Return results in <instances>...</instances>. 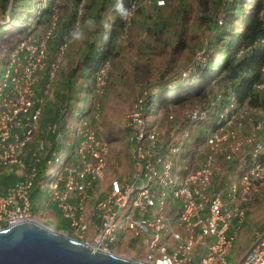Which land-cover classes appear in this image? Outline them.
Instances as JSON below:
<instances>
[{
    "label": "built area",
    "instance_id": "obj_1",
    "mask_svg": "<svg viewBox=\"0 0 264 264\" xmlns=\"http://www.w3.org/2000/svg\"><path fill=\"white\" fill-rule=\"evenodd\" d=\"M48 30L35 46L21 45L26 48L24 57L17 52L14 59L9 58L0 79L1 168L21 164L22 151L39 129L42 113L34 92L35 74L46 68L48 78L54 79L63 55L61 46L54 60L48 61V45L50 37H54L53 28L50 26ZM219 99V96L217 100L211 99L210 105L214 106ZM137 101L128 127L134 143L131 156L138 170L127 181L111 183L110 196L104 204L110 210L101 215L100 231L91 246L110 252L108 248L117 243L116 232L120 226L122 232L130 231L134 238L144 242L145 255L138 258L140 261L149 264H228L227 257L246 224L248 207L264 185V164L259 160L260 155H264L262 141L256 133L252 134L257 143L252 144L255 148L249 152L250 162L240 160V165L231 170L235 155L245 156L242 153L252 147L245 143L241 147L235 146L238 143L230 145L229 149L224 147L228 141L225 133L236 128L235 139L247 125L242 120L235 123L236 113L232 114V111L236 105L232 101L229 108L219 113L224 125L206 130L194 148L195 159L191 155L189 163L181 170L179 159L186 143L188 146L191 143L189 126L173 131L166 144L160 140L155 127L146 122L142 113L144 101L139 98ZM188 118L193 124L203 122L207 112L194 111ZM251 125L255 132L262 130L258 123ZM55 130V124L47 128V132ZM93 133L91 124H85L83 140L76 150L78 163L66 169L64 189L59 190L56 184L52 189L53 199L62 217L69 220L70 233L77 240H83L89 228L80 215L82 203L88 198L92 183L103 176L108 154L106 144ZM174 139L176 141L172 142ZM219 154H223L222 162L217 158ZM31 188V181L17 182L0 197L2 226L32 220ZM74 196L77 199L70 203ZM179 206L181 212L178 213L176 208ZM132 214L138 218L134 219ZM150 231L154 232L151 239L144 240ZM238 264H264V232Z\"/></svg>",
    "mask_w": 264,
    "mask_h": 264
},
{
    "label": "rangeland",
    "instance_id": "obj_2",
    "mask_svg": "<svg viewBox=\"0 0 264 264\" xmlns=\"http://www.w3.org/2000/svg\"><path fill=\"white\" fill-rule=\"evenodd\" d=\"M40 1L42 2L40 3ZM36 2L37 5L41 4L45 6L47 0H36ZM99 2L100 0H56L52 8L49 24L44 23L45 25L33 29L30 36L22 34L17 39L10 41L6 44V51L4 53L2 50L3 45L0 47L1 78L4 68L9 62V58H15L17 52L22 58L24 57L26 48H21V45L32 44V46H35L37 42L44 39L45 34L49 32L48 28L50 26L53 28L54 37L53 39L50 37L48 61H53L58 50L63 46V55L54 79L48 78L46 68L35 74L34 92L37 94L38 106L42 113L39 129L34 132L29 144L22 151L20 156L22 160L21 164L15 165L16 172L14 169L16 177H23V181L32 182L31 190H33L34 186H37L40 190H43L47 186L51 191L52 199L54 197L52 189H54L57 183L50 180L55 171L50 168L52 162L49 161L47 164L48 171L46 172V176L49 175L47 178H41L39 170L41 160L46 156V153H40L43 145L42 137L46 131V126L48 128L55 118H59V120L65 122V124L67 123L68 127H70L73 123H76L74 119L70 118V112L75 107L79 109L81 105L79 100L83 97L95 95L91 105L92 112L90 117L83 121L82 128L78 126L79 124H76L80 135L84 131L85 124L90 123L94 136L99 141L105 143L108 148L103 176L92 183V187L88 190V198L82 203L80 213L89 228L85 238L78 241L90 245L95 244L97 235L99 234L101 215H105L110 210L108 207L105 208L104 204L110 196L111 183L114 180L127 181L133 177L137 169L131 156V147L133 146L130 137L131 132L129 133L127 128H129L128 123H130L129 117L136 109L138 98L146 103L150 96L162 97L168 88L184 85V87L179 86L177 90L173 91L175 93L173 94V98L180 101L165 104L166 106L161 110L155 113L150 112L148 117L144 116L148 125L155 127L154 129L158 132L160 140L166 142V144H168L173 131L177 132L184 126H189V140L191 143L189 146L186 143L178 166L182 170L189 163L191 155L192 159H195L193 153H195L194 148L198 143L197 139L205 134L208 126L205 125L204 127L198 124V122L194 124L190 123L188 115L194 111L205 110L206 105L203 103L209 97L206 96L203 102V100L199 101L197 97L187 99L183 94L186 92L187 88L185 86H187L192 77L191 74L197 69V66L205 67L214 55L213 51L208 48L210 32L207 31L205 26L202 25L201 20H199L201 15L200 8H202L200 0H170L169 2H165V5H163L161 0H142L137 7L134 6L135 9L131 8V15L126 21L124 20L126 26L120 34L119 40L116 42V48L110 54L111 58L100 67L99 72L95 75L94 84L89 86L90 91L77 93L73 97L72 106L67 108L62 98L64 95L63 90L58 86V82H60L62 74L73 69L81 61L82 51L86 50L85 41L92 42L93 38L95 39L93 35L95 29L88 26L86 22L93 20L95 24L102 23V25L106 23L112 24L113 22L107 14L112 11L110 6L105 4L101 7ZM14 4L15 0H10L7 10L0 7V25H3L7 29L4 36H0V39H10V36L15 31L12 27H9L10 14ZM99 13L101 14L96 18ZM35 15H38L37 11L32 12V19ZM221 16L222 12L219 10L216 17L218 20H221ZM237 27L239 31L241 26L237 25ZM74 28H81L84 31V39L79 41L72 39L70 33ZM19 38H22L23 41L18 44ZM61 43H66L67 45L64 47ZM15 44L18 45L13 48ZM21 61L23 62L24 60ZM262 73L264 74L263 70ZM254 89L258 95H264V78L261 84L254 85ZM196 100L199 102L193 104V101L195 102ZM48 106L50 107L49 110H47ZM229 107L230 105L227 108ZM234 113H236V118L234 119L236 124L242 120L247 125L242 130L243 133H238L235 139H233V135L236 128L225 133L228 140L224 144L225 149H229L230 145L233 146L237 143L236 147H241L243 143L248 146L257 143L252 136V134L256 133V129L252 128L251 124L256 125L258 123L264 129V110L250 107L245 102L240 106H236ZM168 116H171L172 120L176 121L174 125L167 122ZM211 121L212 119H210L209 124H211ZM75 130L71 132L69 142L73 141ZM175 141L176 139L172 142ZM45 148L49 150L50 146L48 143ZM253 148H255V145L250 150ZM247 151L242 153V155L246 154ZM66 152L63 154L65 157H70L71 154L72 156H76V151H73L71 145H69V149ZM222 155H217L220 162L223 161ZM235 158L239 159L240 157L235 155ZM63 159L64 157L60 161ZM76 163H78V160H76ZM91 163L93 164L92 160ZM232 170L234 169L232 168ZM7 171H1L2 175H5ZM239 171L236 172V176ZM62 179L60 176L59 180L62 181ZM235 180H237V177ZM43 194L44 192H42L41 196H35L34 201H31V207L33 210H37L36 213L31 211V219L53 230L58 229L60 231H55L63 232L69 237L76 239L70 233L71 229L68 223H65L61 218L53 217L49 206L46 205L49 200V194L44 199L46 201H40V199H43ZM102 203L103 205H101ZM176 210L178 213L181 212V207L179 206ZM247 212L245 226L248 229H244V235L242 233L238 235L235 247L229 255L230 257L227 258L228 264H238L255 240L264 232V185L260 189L255 201L249 205ZM126 213L127 210L122 213V217ZM132 217L134 219L138 218L137 215H133ZM147 218H149V215H147ZM1 226L0 224V228ZM92 230L96 231V235L88 239ZM123 233L131 234L127 230L122 232L119 226L116 232L117 242L119 238L121 239L120 235ZM153 234L154 232L150 231L144 237V240L151 239ZM132 239L137 240L133 236ZM142 244L144 242L142 239H139L138 243L131 248V253L136 251L137 254H142L143 251L141 252L140 248ZM108 251L125 258H136L128 254L126 256L123 250H119L118 245L116 248H108ZM196 264H199V262H196Z\"/></svg>",
    "mask_w": 264,
    "mask_h": 264
},
{
    "label": "trees",
    "instance_id": "obj_3",
    "mask_svg": "<svg viewBox=\"0 0 264 264\" xmlns=\"http://www.w3.org/2000/svg\"><path fill=\"white\" fill-rule=\"evenodd\" d=\"M140 1L142 0H123V3L126 7L131 9L134 8L133 6L137 7ZM169 1L170 0H163L162 3L165 5V2ZM9 2L10 0H0V7L7 10ZM41 2L42 1H40V3ZM55 2L56 0H47L44 6L41 4L37 5L36 0H15L9 21V27H12L15 31L10 36V39H0V47L3 45V53L6 51V44L10 41L17 39L18 36L22 34L30 36L33 29L47 23L49 24ZM200 2H202V8H200L201 15L199 20H201L202 25L205 26L207 31L210 32L208 48L213 51L214 55L205 67H201L200 65L197 66V69L191 74L192 77L187 83V86H185L187 89L183 95L187 99L197 97L199 101L203 100V102L206 96L209 97L205 100V103H203L206 105L205 111L207 112V119L203 122H198V124L204 127L207 125L208 130L211 127L216 129L224 125L225 121L219 118V113L224 112L227 107L232 104L231 101H233L236 106H240L246 102L250 107L264 110V95H258L254 89V85L261 84L264 78V74L262 73L264 65V0H200ZM99 3L101 7L105 4L110 6L112 11L107 14L113 20L111 24L112 28L108 34V38L105 39L106 30L104 25H102V23H96L93 32L95 39L93 38L92 42L85 41L86 50L82 51L81 61L73 69L62 74L58 86L63 90L64 95L62 98L67 108L72 106L74 101L73 97L77 93H86L90 91L89 86L94 84L95 75L99 72L100 67L111 58L110 54L115 50L116 42L119 40L120 34L126 26L125 21L122 20L115 11L117 0H100ZM219 10L222 12L221 20H218L216 17ZM33 11H37L38 15L33 16L32 19ZM13 14L14 16H12ZM100 14L101 13L97 14L96 18H98ZM237 25L241 26L239 31ZM6 30V27L0 25L1 37L4 36ZM21 41H23L22 38H19L17 43L19 44ZM18 44H15L13 48ZM2 78L3 75L0 79ZM179 86L184 87V85H176L175 88H168L162 97H148L146 103L143 104V115L148 117L150 112L155 113L161 110L166 106L165 104L180 101L173 98V94H175L173 91L177 90ZM218 96L220 99L214 106H211V99L214 98V100H217ZM94 97L95 95L83 97L79 100L81 104L79 109L75 107L73 111L70 112V118L74 119L76 123L68 127L67 123L65 124V122L59 120V118H55L50 123V125L55 124V132H47L46 126V131L43 133V145L40 153H46V156L43 157L39 165L40 177L44 179L49 176H46V172L48 171L47 164L51 161L52 166L50 168L55 171L50 180L57 183L56 185L59 190L64 189L66 169L69 166L76 165V156H72L71 154L70 157H65L63 154L67 153L66 150L68 151L69 145H71L73 151H76L77 147L82 142L83 132L79 135L76 124H79L78 126L82 128L83 121L90 117L92 112L91 105ZM198 100L195 102L193 101V104L199 102ZM49 108L50 107H48V109ZM233 113L232 111V114ZM170 117L171 116H168L169 119L167 122L174 125L176 121L172 120ZM210 119H212L211 124H209ZM207 122L208 124H206ZM74 129H76L74 139L72 142H69L70 135L72 134L71 132ZM127 130L129 133L131 132L130 128H127ZM256 134L258 140L262 141V145H264V129L257 131ZM58 136L60 137L58 138ZM202 137H204V135H201V137L197 139L198 142L202 140ZM47 143L50 146L49 150L45 148ZM132 144L134 145L133 142ZM262 147L264 149V146ZM247 150L245 156H240L239 159H233L230 164L231 170L240 165V160L245 163L250 162L251 155H249V152L251 150L249 148H247ZM62 157H64V159L60 161ZM259 160L264 164L263 154L260 155ZM233 164L234 166L232 167ZM60 176L63 178L62 181L59 180ZM45 188L46 190H40L37 186H34L33 190L29 193L30 200L34 201L35 196H41L42 192H44V198L40 199V201H46L44 199L46 195L49 194L47 205L57 218L62 219L59 215V211H57L58 209H56L57 205L54 199H52L49 188ZM32 211L36 213V211Z\"/></svg>",
    "mask_w": 264,
    "mask_h": 264
},
{
    "label": "water",
    "instance_id": "obj_4",
    "mask_svg": "<svg viewBox=\"0 0 264 264\" xmlns=\"http://www.w3.org/2000/svg\"><path fill=\"white\" fill-rule=\"evenodd\" d=\"M0 264H149L95 249L36 221L0 228Z\"/></svg>",
    "mask_w": 264,
    "mask_h": 264
},
{
    "label": "crops",
    "instance_id": "obj_5",
    "mask_svg": "<svg viewBox=\"0 0 264 264\" xmlns=\"http://www.w3.org/2000/svg\"><path fill=\"white\" fill-rule=\"evenodd\" d=\"M49 107V106H48ZM48 107H47V110H49L48 109ZM24 161H25V159H24ZM25 163H26V161H25ZM14 169H15V166H12V167H9V168H1L0 167V170L1 171H4V170H8L7 171V173L4 175H2V173H1V171H0V197L1 196H3V195H5L6 194V192L12 187V186H14L17 182H20V181H23L24 179H23V177H16L15 175H14ZM15 172H16V169H15ZM47 187V186H46ZM46 190V188L44 187L43 188V190ZM91 193H92V191H91ZM44 198V197H43ZM75 196L69 201L70 203L72 202H75ZM77 199V198H76ZM55 201V200H54ZM56 202V201H55ZM46 205H47V203H46ZM56 205H57V208L56 209H58L57 211H59V215L62 217V215H61V212H60V210H59V208H58V204H57V202H56ZM31 210H33V208L31 207ZM34 211H37V210H34ZM33 212V211H32ZM34 213V212H33ZM51 213L53 214V212L51 211ZM53 217H56L55 216V214H53ZM62 220L65 222V223H68V225L70 224V222H69V220H67V219H65V218H63L62 217ZM244 229H248V227L247 226H244L243 227V231H241L240 232V234L242 233L243 235H244ZM63 233V232H62ZM88 234V233H87ZM96 235V231L95 230H92V232H91V234L88 236V239H90V238H93L94 236ZM121 236V239L119 238V241L115 244V245H113V246H111L112 248H116L117 247V245L119 246V250H123L124 251V254L127 256V254L128 255H133L134 257H136V258H142L144 255H145V247H144V245L142 244V247H140L141 248V252H142V254H137L136 253V251L134 252V253H131V248L136 244V243H138V241H139V239L137 238V240L136 239H132V236H131V234L129 233V234H126V233H123L122 235H120ZM134 238V237H133ZM234 247H235V244L233 245V247H232V250L234 249ZM136 249V248H135ZM232 250H231V252H232ZM231 252H230V254H231ZM229 254V255H230ZM141 255V256H140ZM228 257H230V256H228ZM227 257V258H228ZM131 258V257H130ZM136 258H134V259H136ZM131 259H133V258H131ZM196 264V263H195ZM234 264V263H233Z\"/></svg>",
    "mask_w": 264,
    "mask_h": 264
},
{
    "label": "clouds",
    "instance_id": "obj_6",
    "mask_svg": "<svg viewBox=\"0 0 264 264\" xmlns=\"http://www.w3.org/2000/svg\"><path fill=\"white\" fill-rule=\"evenodd\" d=\"M163 2V0H161ZM134 7V6H133ZM115 11L118 13L120 18L122 20H127L129 16L131 15V9L129 7H126L123 3V0H117V4L115 6ZM87 25L90 27H95V22L93 20H88ZM104 28L106 30L105 39L108 38V34L111 31L112 25L111 24H104ZM70 36L73 40L79 41L84 39V31L81 28H74L72 32L70 33Z\"/></svg>",
    "mask_w": 264,
    "mask_h": 264
}]
</instances>
